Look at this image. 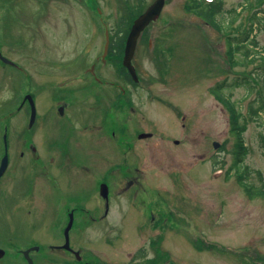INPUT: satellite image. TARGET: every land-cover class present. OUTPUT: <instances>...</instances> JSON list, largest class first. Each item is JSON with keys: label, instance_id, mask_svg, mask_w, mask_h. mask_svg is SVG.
Returning a JSON list of instances; mask_svg holds the SVG:
<instances>
[{"label": "rangeland", "instance_id": "rangeland-1", "mask_svg": "<svg viewBox=\"0 0 264 264\" xmlns=\"http://www.w3.org/2000/svg\"><path fill=\"white\" fill-rule=\"evenodd\" d=\"M153 1L0 0V47L19 66L0 65V152L4 128L9 143H23L30 110L26 102L20 104L30 93L36 117L29 134L39 150L45 145V129L56 133L60 127L69 133L72 127L66 125L71 120L73 135L93 131L99 161L113 150L114 160L126 156L139 166L140 178L135 188H129L135 192L133 200L132 193L124 190L109 208L105 225L73 232L86 260L98 264H264V197L249 196L239 183L232 167L234 138L228 111L210 91L222 83V96L248 119L243 133L247 153L239 170L247 168L250 173L244 181L259 185L264 181V117L249 118L254 91L248 93L243 84H229L243 71L264 76V60H252L246 69L230 65L221 30L188 12L186 0H164L156 20L142 31L132 58L140 90L123 103L118 99L122 96L118 85L124 80L118 76L119 68L100 60L104 31L115 32L117 22L126 16V6L144 4L145 9ZM241 2L245 0H223L224 11L237 9L233 24L243 31L256 9L260 19L252 34L263 47L264 7L261 12L258 7L241 9ZM241 55L238 51L236 59ZM91 64L99 79L115 81L116 89L109 84H82L92 79ZM69 80L73 82L67 85ZM70 87H76L72 95L66 91ZM59 94L66 99L63 115L57 113ZM139 132L150 137H134ZM82 137H72L74 149L93 144ZM34 165L25 178L16 173L18 186L10 192L20 193L27 180L39 174L33 180L36 192L35 182L41 183L43 168L42 163ZM125 181L123 176L114 178V191H123ZM145 183L156 187L157 193ZM8 207L6 203L0 210ZM151 210L161 225L149 221ZM53 216L44 214L39 221L36 214L29 221L36 226L30 238L42 242L31 254L35 264L46 252L45 238L59 239V228L52 225L54 220L63 223L66 216ZM29 245L2 248L6 253L0 264H27L19 251ZM157 254L161 259L154 262Z\"/></svg>", "mask_w": 264, "mask_h": 264}, {"label": "flooded vegetation", "instance_id": "flooded-vegetation-1", "mask_svg": "<svg viewBox=\"0 0 264 264\" xmlns=\"http://www.w3.org/2000/svg\"><path fill=\"white\" fill-rule=\"evenodd\" d=\"M111 36L112 33H110L109 36L107 55L102 59L100 57L101 62L109 61L108 63H111V61L106 58L109 57L111 45L115 44L112 42L114 37ZM124 42L125 39H123V42L119 40L120 45H124ZM115 49L116 48H113V50ZM0 53L3 54L2 49H0ZM0 65L3 67H19L16 62L12 64L1 61ZM88 70L92 79L89 81L84 80L82 84L90 83L87 87H91L92 83L93 85L95 83L100 85L109 84L111 88L116 87L115 81L104 82L99 79L95 74L94 64H91ZM72 82L73 81L69 80L66 84L68 85ZM63 84V82L58 83V85ZM118 86L122 95L118 97V99H122L125 101H122L123 103H127L126 100H130L131 93L139 92L140 81L131 82L129 80H122L121 84ZM66 91H68V94L71 93L72 95L76 91V87L66 89ZM63 95L59 94L56 98V102H58L57 113L59 112L60 115L65 113L66 107V99ZM125 97H127V99ZM60 102H63V104H60ZM67 121L69 125L67 122V125H65L69 126V128L71 126L73 129L74 124L71 120ZM87 124L88 123L83 124V128L85 127L84 125ZM30 128L31 127L28 126L27 134L21 145H13L7 140V145L5 146L2 144L1 146L0 162L2 158L6 156L7 165L0 176V207L2 208L6 203L9 204V207L0 210V248L17 247L27 242L30 244L28 248H31L27 256L33 260L31 254L39 250L38 242H41V240L30 238V233L35 230L36 226L33 222L29 221L33 220L36 214L39 216V221H43L44 214L49 216L54 215V219L64 215L66 219L63 223H58V220H54L52 225V228H59V239L53 240L51 238H45L42 246H44L46 252L43 256L37 258L38 264L96 263L84 258L81 252L82 245L80 241L76 239L77 235H74L73 232L89 230L105 225L104 221L109 214V208L113 205L115 197L121 195V193H125L124 190L130 192L129 188L140 178L139 166L135 163L132 164L133 162L129 161V159L127 160L126 156L123 160H114L113 150L106 153L107 158L105 160L99 161V146L93 142L95 141L93 131H89L90 133H85L83 135L74 132L75 134L73 135L71 128L69 133L62 132L60 127L57 129L58 131L56 133H52L51 128H49V130L45 129V145L42 150H39L33 143L32 134H29ZM141 133L142 132L134 134V137H138L139 139L146 138L139 136ZM110 135L113 136V133H110ZM80 136H83V140L92 141L93 144L90 146L85 145V148H80V150L74 149L71 145L72 137ZM132 144L133 142H131V145ZM35 162L42 163L43 168L41 183L35 182L37 186L36 192L34 191L35 185L33 180L35 176L39 174H34L31 182L27 180L24 190L20 193L14 191L10 192V190H14V188L18 186L16 173L21 174L20 177L30 173L31 168H35ZM24 168L27 169L20 173ZM120 176L126 179L125 187L123 191L119 190L116 192L114 191L113 180ZM150 187L154 188L157 193L156 187L153 185ZM132 188L135 187L133 186ZM130 193H132V197L130 198L132 199L135 196V192L133 191ZM2 199L4 201H1ZM7 213H11L12 217L9 218ZM155 215L156 213H153L151 210L148 213V219L153 226L157 227L161 224L158 222ZM3 216L6 219L4 220L5 223H2ZM8 219L12 221H8ZM69 222L71 223L68 229V238L66 240L64 231ZM40 227L43 228V225ZM66 244L67 248L64 247ZM23 251L25 250H20L19 253H21L25 259ZM5 253L6 251L4 255ZM4 255L0 257V260ZM97 259L99 260V258ZM33 263L35 264V260H33Z\"/></svg>", "mask_w": 264, "mask_h": 264}, {"label": "trees", "instance_id": "trees-1", "mask_svg": "<svg viewBox=\"0 0 264 264\" xmlns=\"http://www.w3.org/2000/svg\"><path fill=\"white\" fill-rule=\"evenodd\" d=\"M264 7V0H245V2H241V9L258 7V12H261L260 8ZM143 5L139 4L138 6H126L125 14L126 16L122 21L117 22V28L114 32V45H111L109 57L114 66H117V71L120 76H123V79L131 81V77L129 76L126 68L122 66L121 57H122V44H119V40H122L129 30V27L132 23V20L142 11ZM185 9L188 12H192L197 16L201 17L205 22L211 25L213 28L221 30L222 34L226 36L227 40V62L230 65H241L246 69L248 63H251L252 60H264V54L262 52L264 50L263 47H259V44L255 38V35L252 34L254 29V24L258 22L260 16H257L256 9L251 12L250 22L246 27V30L243 28H239L235 26L233 23L235 22L236 15L234 16V12L237 9H228L224 11L223 8V0H186ZM264 12V11H263ZM224 13H226L224 17ZM252 17V18H251ZM121 33V35H119ZM250 42V43H249ZM113 48H116L113 50ZM260 51H257V50ZM241 51V58L236 59L235 54ZM245 85L248 93L254 91L255 96L249 103V118L258 120L260 117H264V76L262 74L255 73L254 71L249 70L247 73L243 71L240 77L234 79L233 83L229 85ZM224 88L222 83L213 86L210 88L211 93L222 101L223 105L228 111V125L229 132L234 138V160L232 167L237 170L238 173V181L239 183L246 189V192L249 196H261L264 197V181H260L259 185H252L244 180L249 176V171L246 168L244 171H240V162L243 161L246 153L247 147L245 145V141L243 138V133L246 130V123L248 119L244 114H242L241 110L236 106L235 103L231 102L228 98L222 96L223 93L221 89ZM264 125V122H263ZM261 138L264 139V135H261ZM259 177H260V173ZM261 178V177H260ZM161 259V254H157L154 258V262Z\"/></svg>", "mask_w": 264, "mask_h": 264}, {"label": "water", "instance_id": "water-1", "mask_svg": "<svg viewBox=\"0 0 264 264\" xmlns=\"http://www.w3.org/2000/svg\"><path fill=\"white\" fill-rule=\"evenodd\" d=\"M164 5V0H155L153 3H151L146 10L141 13L134 21L133 24L131 26V29L129 31V34L127 36L126 39V45H125V50H124V56H123V65L128 69L129 73L131 74V76L133 77L134 80H137V76H136V72L133 68V65L131 64V58L133 56L134 53V49L136 46V39L139 35V33L141 32V30L149 24L150 21L155 20L161 9L162 6ZM106 35V39H105V44H104V51L102 56L104 57L105 54L107 53V49H108V31L106 30L105 32ZM4 61H8L7 59L3 58ZM25 99L28 100L30 107H31V114H30V121H29V125L31 126V124L34 121L35 118V106H34V101L32 99V96L30 94H27L25 96ZM150 133H141L139 134V136L141 137H146L149 136ZM4 144L6 145V135H4ZM214 147H217L218 144L217 143H213ZM6 163H7V157L4 156L1 164H0V175L3 173L5 167H6ZM70 223L68 224V226L66 227L65 230V236H66V240L68 238V229L70 226ZM64 247L67 248V244L64 245ZM30 250V249H29ZM29 250L24 252V255L26 256L27 260H28V264H33L32 260L27 256V253L29 252ZM3 251L0 249V256H2ZM86 264H93V263H86Z\"/></svg>", "mask_w": 264, "mask_h": 264}]
</instances>
